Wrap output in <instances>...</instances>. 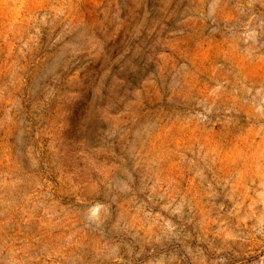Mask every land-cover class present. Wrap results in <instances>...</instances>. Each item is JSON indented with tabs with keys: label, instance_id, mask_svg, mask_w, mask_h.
<instances>
[{
	"label": "rangeland",
	"instance_id": "obj_1",
	"mask_svg": "<svg viewBox=\"0 0 264 264\" xmlns=\"http://www.w3.org/2000/svg\"><path fill=\"white\" fill-rule=\"evenodd\" d=\"M0 264H264V0H0Z\"/></svg>",
	"mask_w": 264,
	"mask_h": 264
}]
</instances>
